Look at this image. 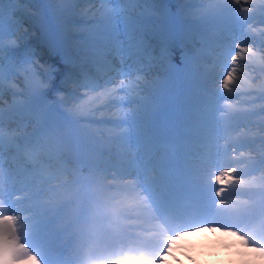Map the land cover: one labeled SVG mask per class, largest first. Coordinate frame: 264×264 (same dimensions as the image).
I'll use <instances>...</instances> for the list:
<instances>
[{"label":"snow or ice","instance_id":"snow-or-ice-1","mask_svg":"<svg viewBox=\"0 0 264 264\" xmlns=\"http://www.w3.org/2000/svg\"><path fill=\"white\" fill-rule=\"evenodd\" d=\"M242 2L0 0V264H166L209 228L264 260V135L219 146L228 121L264 115L218 118L255 44V15L240 13L264 17V0ZM34 3L56 21L43 62L17 35ZM209 54L218 73L203 70ZM177 60L193 93L162 123L149 78ZM112 108L129 109L115 125L127 130L91 131ZM243 150L259 151L247 170Z\"/></svg>","mask_w":264,"mask_h":264},{"label":"rangeland","instance_id":"rangeland-1","mask_svg":"<svg viewBox=\"0 0 264 264\" xmlns=\"http://www.w3.org/2000/svg\"><path fill=\"white\" fill-rule=\"evenodd\" d=\"M249 5H251L252 7H259V0H249L248 4L242 2L240 7L244 8L248 7ZM90 7L91 6L88 4L81 5L82 9H88ZM159 7L163 8V4H161ZM24 8L26 10H22L19 13L23 26L20 27L19 31L17 32V35L23 36L25 34V29H27V35L25 36V39L22 41V43L30 44L36 47L41 58V62H43L44 60L48 59L46 51L49 47L52 30L55 27L56 21L46 14V8L43 3L28 4L25 5ZM77 11L79 12V9ZM240 14L255 15V19H253L251 23L244 28V31L247 36L254 38L255 44L245 45L248 47H252L253 52L246 54V57L244 54H242L240 64L248 65L249 67H241L240 71L237 73V79L242 80L247 89L244 90L243 88L239 87L237 89V92L240 94L237 96L236 99L229 101H221L220 107L224 108L225 111L223 113L218 114V118L226 121H228L229 117L235 114H240L241 117H243L245 114L253 112L258 113L260 112V109L264 107V101H261L259 99L260 96L264 94L262 93L261 88V86H264V71H262V69H264V54L259 51V45L261 43H264V23H261V20L264 19V17H261L259 13L251 12H242ZM206 60L208 61V63L204 65L203 70L208 73H212L213 71L218 73L219 69H214L213 64L211 63V61L213 60L211 54L206 57ZM155 72L156 76L151 77L149 79L156 80L157 84H160L161 82V84L165 83L167 87L171 89L168 90V92H158L157 102L153 105V108L169 106L172 102V99L181 94V92H178L177 87L172 85V82L174 84L178 75H182V77L184 78L183 80L188 79V81H192L191 79L193 78L187 76L186 67H182L179 64L178 60L175 65L163 64L158 66L155 69ZM157 78L159 80H157ZM253 81H255V83H253ZM20 83L22 84V81ZM190 84H192V82H190ZM149 87H151V85H149ZM248 89L256 90L257 95H248V93H251V91H249ZM220 91L225 92L226 95H235L234 93H227L222 87L220 88ZM191 97L192 92H187L186 98L190 99ZM11 102V93L6 90L3 101L4 108L7 109L9 103ZM127 111H129V109L127 108H112L108 113H105L103 117L98 114L96 119L103 118L105 123L103 125L94 124L91 126L90 130L96 132H108L109 130H111L113 134L126 131V126L115 127V125L120 122V116H122V114ZM164 120L166 119H163L161 122L163 123ZM238 122H240V125H237ZM228 123L230 125L228 139H221L219 141L220 147L225 146L226 142L236 143L239 140H243L246 138L256 139L260 135H264V133L261 132V129L264 128V115H253L249 116L248 118L230 120L228 121ZM79 127L85 126L81 125ZM27 131H31V129H28ZM258 147L259 146L257 145V149ZM231 155L232 153L229 152V156ZM258 155L259 151L253 152L251 150H243V156H240L239 152H237L236 156L238 157V159L245 161V163L240 164L239 167L247 170V161L251 157ZM249 179H251V177H249ZM232 199L236 200L239 198L232 197Z\"/></svg>","mask_w":264,"mask_h":264},{"label":"bare ground","instance_id":"bare-ground-1","mask_svg":"<svg viewBox=\"0 0 264 264\" xmlns=\"http://www.w3.org/2000/svg\"><path fill=\"white\" fill-rule=\"evenodd\" d=\"M176 78V81L174 84L172 82V85H179L182 80L185 95H183V99L181 95L176 96L172 99L171 103H175L176 100L185 101L187 92L193 93V78L191 79L192 81H188V79L183 80L182 75H178ZM157 80L159 79L157 78ZM237 82L241 88L244 90L247 89L242 80L237 79ZM161 83L157 84V93L159 91L168 92L171 89L165 83ZM248 90L254 93V95H257L256 90ZM159 109L157 107L153 108L155 111ZM170 114L171 110H167L164 116L169 119L172 116ZM237 125H240V122ZM176 246L177 248H175ZM234 258L237 264H244L245 259H251L249 264H264V260L257 253H254L250 248H245L235 237L222 235L220 230L212 232L211 229L204 230L200 233H187L173 245V253L170 256V260L167 259L170 264L171 262H174V264H190L191 261H194L191 264H231Z\"/></svg>","mask_w":264,"mask_h":264},{"label":"clouds","instance_id":"clouds-1","mask_svg":"<svg viewBox=\"0 0 264 264\" xmlns=\"http://www.w3.org/2000/svg\"><path fill=\"white\" fill-rule=\"evenodd\" d=\"M168 258L170 260V257L165 256L164 259ZM171 264H174V262H171ZM231 264H237L235 258L233 259V261L231 262Z\"/></svg>","mask_w":264,"mask_h":264}]
</instances>
